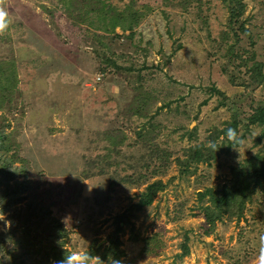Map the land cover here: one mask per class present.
<instances>
[{"label": "rangeland", "instance_id": "374dc122", "mask_svg": "<svg viewBox=\"0 0 264 264\" xmlns=\"http://www.w3.org/2000/svg\"><path fill=\"white\" fill-rule=\"evenodd\" d=\"M103 1L121 15L132 8V29L126 20L110 31L113 16L97 11L85 20L74 0H6L0 155L29 181L13 206L22 213L0 207L12 222L0 233L19 228L7 249L36 260L44 238L24 226L44 216L66 231L62 249L103 264H254L264 183L256 188L252 172L264 167V125L248 119L264 105V0H240L237 18L228 0ZM237 122L248 141L240 162L224 134ZM156 182L164 189L137 209ZM225 188L234 200L218 217L200 194Z\"/></svg>", "mask_w": 264, "mask_h": 264}, {"label": "trees", "instance_id": "16d2710c", "mask_svg": "<svg viewBox=\"0 0 264 264\" xmlns=\"http://www.w3.org/2000/svg\"><path fill=\"white\" fill-rule=\"evenodd\" d=\"M78 2L80 6H84V9L86 8L87 11L84 13V18L85 20H89L90 14H94L96 11L99 12L102 16L108 17L109 15L113 16L114 23L111 25V28L109 29L110 31H114L117 26H122L123 29H125V24L126 20H129V25L128 28L132 29V24L137 21V18L135 19H130V17H137L133 15L132 8H128L126 13L121 15L117 13L115 10L112 12L111 9L107 8V5L104 4L103 0H74L72 5L75 6V4ZM230 3L231 7V16L232 18H237L243 13L244 7L241 4L240 0H228ZM120 22V23H117ZM252 124H259V125H264V105L260 106L254 111V114L248 119ZM238 125L239 123H235L233 125V128L237 131L238 133ZM227 132V130L224 131ZM0 137L5 138V143L3 145V148H7L6 142H7V135L5 134L4 131H0ZM8 143V142H7ZM2 147H0V151L4 150ZM8 152V151H7ZM5 153V152H2ZM196 155V161L197 160H204L206 161V157H204L203 154H201L200 148H198L195 151ZM193 157V160H195ZM9 158L3 157L0 155V176L2 175L3 178L0 179V187L3 186V188H0V207L3 209V211L7 210H13L16 215H19L22 213V208H16L13 209V206L20 204L24 198L22 197L23 192H26V190L29 188L28 187V178L25 173L22 176L24 179V182H19L17 181V173H22L23 172H17L18 169H13V161ZM190 164V161H188ZM252 176L255 180V187L261 185L264 183V167L258 168L256 171L252 172ZM27 185H26V184ZM15 185V186H14ZM256 187V188H257ZM162 189H164V186L161 182H156L151 185H149L143 193L142 198L140 202L136 205L137 209H142L145 206L151 205L153 203V200L155 196L160 192ZM218 194H221L220 196ZM201 198L209 196L210 201L214 206H216L217 211H220V215L218 217L222 216V213H226L228 209L226 207H230L233 204L234 200V193L227 188L222 189L220 191H216L213 189H207L204 192H201L200 194ZM37 207L40 208V204H36ZM35 206V207H36ZM215 211L210 209V207L207 208L206 210V215H207V220L213 222L214 219V213ZM19 213V214H18ZM20 219V218H19ZM21 220V219H20ZM20 226V223H18ZM28 226L35 227V230L40 234L43 238L44 241H40L38 244V250L36 255L34 257L36 260H38L39 264H50V260L53 259V261H58L61 260L64 256V249H62V242L61 244H58L57 242L65 237L66 231H64L61 228V225L54 219H46L44 216H42L39 219H35L33 221L28 222L24 226V231L25 235L28 236L30 229ZM14 231H11L9 234H3L0 233V264H36L37 261L33 260L31 263H28L25 260H22L20 257H16L14 255L15 253H18L20 249H17L16 247L13 249H7L6 247V240L9 239L10 236H14L11 240H15L16 234L19 232V228L14 226L13 228ZM15 242V241H14ZM45 243H48L49 245L52 246V244L58 245V248L56 249V252H53L51 248H46ZM16 244V243H15ZM47 253V251H49ZM6 256H8L6 258ZM34 258V259H35ZM20 260L18 263L17 261ZM36 263H33V262Z\"/></svg>", "mask_w": 264, "mask_h": 264}, {"label": "clouds", "instance_id": "9594fccd", "mask_svg": "<svg viewBox=\"0 0 264 264\" xmlns=\"http://www.w3.org/2000/svg\"><path fill=\"white\" fill-rule=\"evenodd\" d=\"M5 4L6 0H0V35L5 34L10 24L8 12L4 7ZM226 135L232 150L238 154L237 162H240L242 158L241 154L246 153L248 150V141L245 138L240 137L234 128L227 129ZM252 135L255 136V133ZM207 146L213 151L219 150L218 145L213 141H210ZM69 217H71L70 214L62 217L61 223L66 226ZM0 222H3L4 225L3 229L0 230L7 231L10 229L12 222L6 219L4 213H0ZM57 243L61 244V241H58ZM53 264H103V262L98 256L92 255L91 252L82 250L68 252L64 249L63 258L61 260L54 261ZM110 264H120V262L110 259ZM254 264H264V235L260 237V247Z\"/></svg>", "mask_w": 264, "mask_h": 264}]
</instances>
